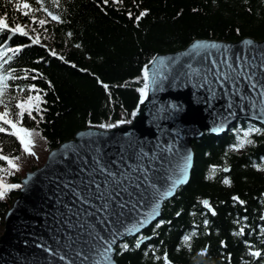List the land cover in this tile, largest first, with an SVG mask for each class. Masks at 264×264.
Listing matches in <instances>:
<instances>
[{
    "label": "trees",
    "instance_id": "1",
    "mask_svg": "<svg viewBox=\"0 0 264 264\" xmlns=\"http://www.w3.org/2000/svg\"><path fill=\"white\" fill-rule=\"evenodd\" d=\"M16 2L0 0V15L6 14L10 23L14 19L15 23L37 28L38 33L27 30L30 36L39 34L40 43L33 44L21 34L8 39L10 33L0 34V43L7 41L6 47L29 45L15 55L10 66L20 76L24 75L22 70L35 69L42 78L9 80L8 92L23 98L25 93H18L15 86L36 84L44 90L41 95L46 103L41 107L47 111L39 126L27 116L21 122L23 128L39 132V136L25 137L34 138L32 150L36 157L23 154L16 137L0 133L3 154L22 157L14 161L20 170L11 169L13 175L0 172V180L7 184L19 183L26 171L43 164L51 149L87 125L130 121L141 97L138 90L145 84L143 67L155 54L181 49L197 38L264 39V0H123L107 5L103 0H61L58 7L46 5L63 21L57 23L49 17L50 22L44 25L47 31L24 15L27 10H17ZM20 2L38 7L33 0ZM141 11L146 15L137 21L135 17ZM35 15L39 19L46 17L43 11ZM49 49L57 55H51ZM35 74L29 72L30 76ZM105 84L109 86L107 90ZM16 102L10 101L12 105ZM253 125L262 128L253 122L238 121L227 133H205L193 140L190 179L164 202L156 222L166 223L158 229L155 223L141 235L119 244L117 264H165L163 259L155 258L163 257L165 252L171 264H264V256L249 254V245L252 251L264 252V170L253 167L254 162L264 164V134H252L250 139L255 143L240 153L229 148L236 141L235 129L247 130ZM225 167L229 171L224 172ZM0 168L9 170L7 161L0 160ZM213 168L218 170L213 173ZM225 177L230 179V185L223 183ZM18 190L0 200L1 230L4 214ZM234 196L245 203L234 201ZM202 200L209 201L215 215L200 203ZM241 227L244 233L234 235ZM193 230L197 235L191 238L190 248L183 246L182 238ZM140 236L150 239L136 247ZM123 244L129 246L128 250L121 251ZM205 248L206 254L200 255Z\"/></svg>",
    "mask_w": 264,
    "mask_h": 264
},
{
    "label": "water",
    "instance_id": "2",
    "mask_svg": "<svg viewBox=\"0 0 264 264\" xmlns=\"http://www.w3.org/2000/svg\"><path fill=\"white\" fill-rule=\"evenodd\" d=\"M196 44L206 47L194 48ZM262 62L264 39L251 37L197 38L181 49L155 54L143 67L148 87L130 121L107 129L87 125L19 179L28 183L4 214L0 264H117L119 244L155 224L164 202L188 183L193 140L204 133H227L238 121L264 128ZM245 64L254 73L251 81L224 82L229 65L245 70ZM216 127L221 131H212ZM97 164L117 174L118 180L121 173L132 174L133 180L139 177V186L124 183L127 191L113 197L107 213L97 211L103 201L95 195L96 184L105 185ZM182 172L184 182L172 188L171 195L157 198ZM92 180L96 183L89 188ZM73 190H83L89 202ZM153 208L156 218L137 231L136 221L151 215ZM114 236L105 257L102 253Z\"/></svg>",
    "mask_w": 264,
    "mask_h": 264
},
{
    "label": "snow or ice",
    "instance_id": "3",
    "mask_svg": "<svg viewBox=\"0 0 264 264\" xmlns=\"http://www.w3.org/2000/svg\"><path fill=\"white\" fill-rule=\"evenodd\" d=\"M13 0H8L9 4H12ZM33 2L38 5L37 8H32L31 5L28 2L21 3L20 0H17L14 7L19 10L21 7L27 11L24 12V15L29 17L32 23L38 24L41 28H43L44 31H47L46 28H44V25L49 23L50 21L48 18L50 17L51 21H55L57 23H62L61 17L56 14L49 6L51 5L58 7L61 3V0H33ZM123 3V0H103V3L105 5L109 3ZM43 11L46 13V17L43 19H39L35 13ZM131 16L132 14L129 13ZM146 15V11H141L138 16L135 17V19L138 21L141 17ZM14 25V26H13ZM32 33H38V29L35 27H31L30 24L22 25L20 23H15V20L13 19L11 23L9 22L8 16L0 15V34L4 33H10L11 35L8 36V39H11L12 35L21 34L24 36H28L31 39V42L33 44L40 43L41 36L39 34L35 36L29 35V30ZM69 37L72 36L71 33H67ZM250 43V42H249ZM7 41H4L3 43H0V106L4 108V111L0 112V133H7L9 135H12L17 138L19 141V144L22 147L23 154H27L33 157H36L37 154L35 151L32 150V148L35 146V140L32 139H26L25 137H34L39 136V132H37L35 129L29 130L26 128H23L21 122L27 116L28 118L32 119L33 121H36L37 126L44 120L43 113L47 111L46 108H42L41 105L46 103V100H44L41 93L44 91L43 89H39L36 84H28L24 86L16 85V89L18 93H25V96L23 98L17 96H11L8 92V89L11 87L8 83L9 80H20V79H31V80H37L42 78V74L37 73L35 69L31 70H22L24 71V75L20 76L17 74V69L12 68L10 66V61H12L15 57V55L19 54L22 51L23 47H28L29 45H23V46H17V47H6ZM76 47H80L79 44L75 45ZM194 48H200V47H206L205 45L196 44L193 46ZM213 48L217 47L215 44L212 45ZM50 54L55 56L57 55L55 50L49 49ZM7 53H12V55H7ZM63 59V57H60ZM155 59V58H153ZM151 63V62H150ZM225 64H227V60L224 61ZM147 67V66H146ZM231 72L225 73L223 76V80L226 83L227 81L231 80L233 83H235L237 80L241 78H246L247 80L251 81L253 79L254 73L250 74L247 69V64L244 65L245 70H239L232 65H229ZM260 68H264V62L261 63L259 66ZM29 72L36 73L35 75H29ZM147 79V77H145ZM159 87V84L156 85ZM103 87L107 90L108 85H103ZM148 85L147 83L144 84V87L139 89L141 96L145 94V90L147 89ZM253 88L256 87V84L252 85ZM264 87V85H262ZM49 88H51V82H49ZM238 91V88H237ZM32 93H35L33 95ZM261 95H264V92L261 93ZM7 98V99H6ZM12 99H15L17 102L12 105L10 101ZM231 107V106H230ZM33 112L36 114L34 115ZM9 115H12L15 117V119H9ZM261 119H264V117H261ZM124 121H119V123H123ZM8 126V127H6ZM116 124H100V128H113L116 127ZM212 131L219 132L221 131L220 127L213 128ZM236 134V141L229 145L230 150L232 151H239L246 147V145H252L255 142L250 139V136L252 134H264V128L256 127V126H250L247 130L243 129H235L234 130ZM23 133V135H21ZM227 152L225 153V156H227ZM21 156H11V155H4L3 149L0 147V160L7 161L9 165V170H5L0 168V172L7 171L8 175H13L14 173L11 171V169H16L17 171L20 170V165L15 163L14 161L20 160ZM38 158V157H37ZM190 159V156L188 157ZM262 161H264V157L261 158ZM98 169L102 174H105V185L96 184V192L95 195H98V198L103 201V203L100 205V208L97 209V211H104L107 213L111 209V202L113 197H119L122 191H127L125 187H123L125 182L136 183L137 186H139V177H137L135 180H133V175L130 173H121L120 179L118 180L116 178L117 174L112 173L110 170L104 168L102 165L97 164ZM253 167L257 168V170H264V164H257L253 163ZM218 169L213 168L212 172L215 173ZM224 172L229 171L227 167L222 169ZM211 178V177H207ZM147 179V177H145ZM184 182V173L182 172L175 180H172L169 182L168 190L164 191L163 193H158L157 198H163L171 195V189L176 187L177 185ZM28 183L27 180H25L23 183H13V184H7L4 183L2 180H0V200L4 199L8 192L14 190V189H20ZM96 183L95 180L90 181L89 188L91 187V184ZM223 183L225 185H230L231 181L228 177H225L223 180ZM103 189V190H102ZM74 194L78 196L82 201L85 203H88V197L83 194V190L81 192H76L73 190ZM234 201H238L240 204H244L245 202L242 200H239V197L234 196L232 198ZM210 212H212L213 215H215L214 209H212L211 205L209 204V201L202 200L200 201ZM126 205L120 204L119 207L123 209ZM177 215H180L178 212ZM156 218V212L155 208H153V212L151 215H143V218L136 221V230L138 231L139 228L145 227L147 224L151 223ZM262 220H264V216L261 217ZM165 221L161 220L155 225V229L160 228ZM170 223V222H168ZM238 223V221H237ZM204 224L207 225L208 221L205 220ZM155 229L153 230V234L155 233ZM126 231H131V229H126ZM262 232H264V229H261ZM244 233V228L241 227L238 232L233 233L234 235H241ZM197 233L195 230H193L191 233L186 234L182 238V244L183 246H187L190 248V240L192 237L196 236ZM144 239H150L140 236L137 239L136 247H140L141 243ZM115 242V236L112 241L108 242V247H106L102 253L103 256H107L109 252L112 251L111 244ZM224 243L223 241L221 242ZM246 244H248L247 241H245ZM251 245H249V254L253 257H261L264 256V252H261L259 250L252 251ZM129 246L127 244L121 245V251L128 250ZM179 250V249H178ZM155 251V250H153ZM207 252V249H202L200 255H205ZM79 255V253H78ZM145 255H148L146 252ZM157 260L163 259L165 264H171V261L168 260L167 253L165 252L163 257H155ZM61 259H64V257H61ZM247 264V262H245Z\"/></svg>",
    "mask_w": 264,
    "mask_h": 264
},
{
    "label": "rangeland",
    "instance_id": "4",
    "mask_svg": "<svg viewBox=\"0 0 264 264\" xmlns=\"http://www.w3.org/2000/svg\"><path fill=\"white\" fill-rule=\"evenodd\" d=\"M0 109H1V112L2 111H4V108L2 107V106H0ZM9 119H15V117L14 116H12V115H9V117H8ZM6 127H8V126H6ZM248 145H246V147H247ZM246 147L245 148H243V149H241V150H239V151H236L237 153H240V152H242V151H244L245 149H246ZM22 177V176H21ZM20 177V178H21ZM3 178V177H2ZM4 179V178H3ZM4 183H6V181L5 180H2ZM2 230H3V228H2ZM2 230L0 229V233L2 232Z\"/></svg>",
    "mask_w": 264,
    "mask_h": 264
},
{
    "label": "bare ground",
    "instance_id": "5",
    "mask_svg": "<svg viewBox=\"0 0 264 264\" xmlns=\"http://www.w3.org/2000/svg\"><path fill=\"white\" fill-rule=\"evenodd\" d=\"M0 112H1V109H0ZM204 134H205V133H204ZM204 134H203V135H204ZM207 134H208V133H207ZM203 135H202V136H203ZM202 136H201V137H202ZM197 139H198V138H197ZM181 187H182V186H181ZM160 218H161V217H160Z\"/></svg>",
    "mask_w": 264,
    "mask_h": 264
}]
</instances>
